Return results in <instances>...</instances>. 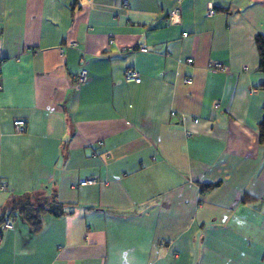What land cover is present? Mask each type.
I'll use <instances>...</instances> for the list:
<instances>
[{"label":"crops","instance_id":"crops-1","mask_svg":"<svg viewBox=\"0 0 264 264\" xmlns=\"http://www.w3.org/2000/svg\"><path fill=\"white\" fill-rule=\"evenodd\" d=\"M257 36L264 0H0V215L65 212L0 264H264Z\"/></svg>","mask_w":264,"mask_h":264},{"label":"trees","instance_id":"trees-1","mask_svg":"<svg viewBox=\"0 0 264 264\" xmlns=\"http://www.w3.org/2000/svg\"><path fill=\"white\" fill-rule=\"evenodd\" d=\"M257 50L259 53V71L264 74V38L257 36L255 38ZM260 89L264 90V82L260 85ZM264 109V108H263ZM259 143L264 144V118L258 126ZM215 185L205 186L207 190ZM65 214L64 205L54 200L45 202L42 205H31L29 203L14 204L7 212L6 217L10 218L18 216L25 224H27L33 233H39L43 226V218L45 215L53 217H61ZM5 215H0V225L5 220Z\"/></svg>","mask_w":264,"mask_h":264},{"label":"built area","instance_id":"built-area-1","mask_svg":"<svg viewBox=\"0 0 264 264\" xmlns=\"http://www.w3.org/2000/svg\"><path fill=\"white\" fill-rule=\"evenodd\" d=\"M123 5L127 6V2L124 1ZM207 15L209 17L213 15L212 9L210 7L208 8ZM177 16H178L177 9L173 10L170 13V15H169L170 19H174V18L176 19ZM140 51L141 52H146V49L145 48H141ZM187 63L190 64L191 60H187ZM81 64H82V68H81L80 72L78 73V75L74 79L75 80V85H76L77 88L86 81V76H87V71H86V69H85V67L83 65V60L81 61ZM209 69L211 71H218V72H224L225 71L223 66L220 63H212V64H210ZM124 77H125V81L128 82V83L137 84V83L140 82L139 74L136 71L131 70V69H129V70H127L125 72ZM0 82H1V60H0ZM189 82H190V79H186L185 80V83H189ZM0 89H1V84H0ZM214 107L217 108L218 105L216 104ZM13 128H14V131L16 133H22L24 131L25 124H24V122L22 120H15L13 122ZM94 183H95V179L94 178H86V179H84V180H82L80 182V185L84 186V185H91V184H94ZM3 190H4V187H1V191H3ZM1 227L3 229H5V230H12L13 229L12 220L10 218L5 219L3 224L1 225Z\"/></svg>","mask_w":264,"mask_h":264}]
</instances>
